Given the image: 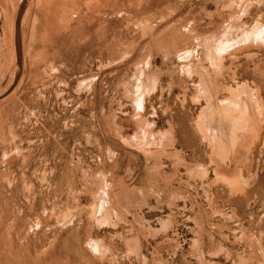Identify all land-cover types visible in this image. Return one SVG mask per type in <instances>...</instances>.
Masks as SVG:
<instances>
[{"label": "rangeland", "instance_id": "1", "mask_svg": "<svg viewBox=\"0 0 264 264\" xmlns=\"http://www.w3.org/2000/svg\"><path fill=\"white\" fill-rule=\"evenodd\" d=\"M26 1L0 264H264V0Z\"/></svg>", "mask_w": 264, "mask_h": 264}, {"label": "bare ground", "instance_id": "2", "mask_svg": "<svg viewBox=\"0 0 264 264\" xmlns=\"http://www.w3.org/2000/svg\"><path fill=\"white\" fill-rule=\"evenodd\" d=\"M26 2H27L26 0H21L20 6H19V9H18V15H17L16 20H15L14 32L12 33V34H14V36H13V44H14V46L13 47L15 48L14 49V53L16 52L15 55L18 58L17 62H19V56L18 55H19V52H20V51L18 52V48H16V47H18V43H19V37H18L19 22H20V16H22L23 15L22 13H24Z\"/></svg>", "mask_w": 264, "mask_h": 264}]
</instances>
